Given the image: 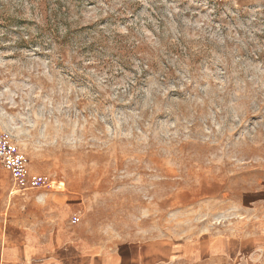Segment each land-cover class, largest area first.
Wrapping results in <instances>:
<instances>
[{"label":"rangeland","instance_id":"rangeland-1","mask_svg":"<svg viewBox=\"0 0 264 264\" xmlns=\"http://www.w3.org/2000/svg\"><path fill=\"white\" fill-rule=\"evenodd\" d=\"M0 139L48 184L0 168V213L48 194L102 247L228 232L264 264V0H0Z\"/></svg>","mask_w":264,"mask_h":264},{"label":"crops","instance_id":"crops-1","mask_svg":"<svg viewBox=\"0 0 264 264\" xmlns=\"http://www.w3.org/2000/svg\"><path fill=\"white\" fill-rule=\"evenodd\" d=\"M69 204L36 196L25 210L0 213V264H258L254 237L205 232L127 240L102 247L80 237ZM76 216V215H74ZM261 263V262H260Z\"/></svg>","mask_w":264,"mask_h":264},{"label":"built area","instance_id":"built-area-1","mask_svg":"<svg viewBox=\"0 0 264 264\" xmlns=\"http://www.w3.org/2000/svg\"><path fill=\"white\" fill-rule=\"evenodd\" d=\"M0 168L9 173L13 187L18 191L48 187L45 179L29 173L28 159L14 143L0 139Z\"/></svg>","mask_w":264,"mask_h":264}]
</instances>
